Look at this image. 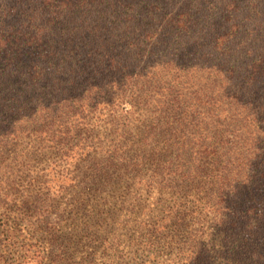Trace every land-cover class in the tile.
<instances>
[{
  "label": "trees",
  "instance_id": "16d2710c",
  "mask_svg": "<svg viewBox=\"0 0 264 264\" xmlns=\"http://www.w3.org/2000/svg\"><path fill=\"white\" fill-rule=\"evenodd\" d=\"M106 117L104 155L82 158L66 138ZM24 135L97 161L79 198L88 180L158 191L118 221L139 264H264V0H0V145ZM49 192L0 180V223L34 229Z\"/></svg>",
  "mask_w": 264,
  "mask_h": 264
},
{
  "label": "rangeland",
  "instance_id": "374dc122",
  "mask_svg": "<svg viewBox=\"0 0 264 264\" xmlns=\"http://www.w3.org/2000/svg\"><path fill=\"white\" fill-rule=\"evenodd\" d=\"M152 23H149L148 29ZM204 78V75H200L196 83L203 86ZM76 120L73 119V124L78 122ZM109 120L106 117L99 122L102 125L100 130H94L93 133L90 130L73 131V135L66 140L88 143L82 158L97 156V152L104 155ZM93 121L97 123L96 120ZM89 123L92 121L89 120ZM97 132L102 136L95 135ZM21 138L24 140L20 143L25 144L21 147L0 145L1 182L17 181L21 185L35 186L46 181L50 192L45 199H41L42 205L39 206L38 201L30 203L33 208L38 205L40 215L35 220L34 229H26L29 226L20 221V224L0 223V264H20L25 254L31 257L40 256L44 264H48L51 257L61 254L63 264H139L138 260L146 259L148 255L139 250V239L129 243L127 233L130 229L125 224L118 225V221L120 223L125 219L124 216L127 217L131 211V203H140L144 212L148 207L152 209L159 195L156 189L150 188L146 182L136 181L126 189L121 185L112 186V183H109L110 186L105 185V181L94 183L88 180L85 182L89 184L85 186L86 194L79 198L77 193L74 194L77 190H73V184L75 181L80 183L83 176L96 166L93 163L100 156L96 157L97 161L89 162L91 158L79 161L76 153L73 156V152H70L66 156L67 148L65 150L62 146L61 150L50 145L38 148L30 145L26 135ZM144 150L149 153L156 152L150 146H146ZM146 168H150V165L147 164ZM30 169L44 170L41 172V175H45L44 178L30 181L26 174ZM27 190L33 188L22 186L19 192L27 197ZM7 214L0 215V218L11 217ZM221 239H216L215 247H222ZM136 252L139 253L138 259ZM154 263L171 264L168 256H163L161 262ZM215 263H219V260Z\"/></svg>",
  "mask_w": 264,
  "mask_h": 264
}]
</instances>
